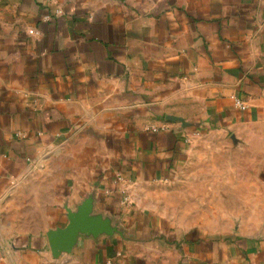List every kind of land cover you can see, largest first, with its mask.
<instances>
[{
	"label": "crops",
	"instance_id": "0c3cea01",
	"mask_svg": "<svg viewBox=\"0 0 264 264\" xmlns=\"http://www.w3.org/2000/svg\"><path fill=\"white\" fill-rule=\"evenodd\" d=\"M250 127L264 150V0H0V264H264L145 190Z\"/></svg>",
	"mask_w": 264,
	"mask_h": 264
},
{
	"label": "rangeland",
	"instance_id": "374dc122",
	"mask_svg": "<svg viewBox=\"0 0 264 264\" xmlns=\"http://www.w3.org/2000/svg\"><path fill=\"white\" fill-rule=\"evenodd\" d=\"M261 129L250 127L240 134L214 132L196 137L179 175L166 183L147 186V201L188 225L210 226L231 234L264 235Z\"/></svg>",
	"mask_w": 264,
	"mask_h": 264
},
{
	"label": "water",
	"instance_id": "95a60500",
	"mask_svg": "<svg viewBox=\"0 0 264 264\" xmlns=\"http://www.w3.org/2000/svg\"><path fill=\"white\" fill-rule=\"evenodd\" d=\"M60 234H67V235H69L70 237H71V239H72V237H74L75 236V234L77 233L76 232V222H75V216H73L72 218H71V220H70V224L68 225V227L64 230V231H61V232H59ZM59 233H55L54 234V242L52 241V247L54 248V249H59V248H61V246H60V244H59V242L61 241L59 238H57V235L59 234Z\"/></svg>",
	"mask_w": 264,
	"mask_h": 264
},
{
	"label": "built area",
	"instance_id": "2783aa9c",
	"mask_svg": "<svg viewBox=\"0 0 264 264\" xmlns=\"http://www.w3.org/2000/svg\"><path fill=\"white\" fill-rule=\"evenodd\" d=\"M236 102H237V105L242 106V102H241V101H239V100L237 99Z\"/></svg>",
	"mask_w": 264,
	"mask_h": 264
}]
</instances>
